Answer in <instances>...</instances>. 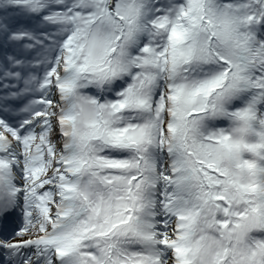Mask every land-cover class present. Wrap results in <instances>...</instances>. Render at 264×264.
Listing matches in <instances>:
<instances>
[{
  "label": "snow or ice",
  "instance_id": "snow-or-ice-1",
  "mask_svg": "<svg viewBox=\"0 0 264 264\" xmlns=\"http://www.w3.org/2000/svg\"><path fill=\"white\" fill-rule=\"evenodd\" d=\"M0 264H264V0H0Z\"/></svg>",
  "mask_w": 264,
  "mask_h": 264
}]
</instances>
